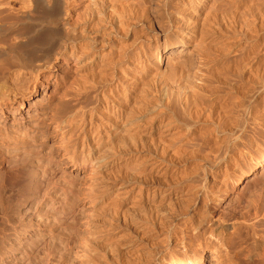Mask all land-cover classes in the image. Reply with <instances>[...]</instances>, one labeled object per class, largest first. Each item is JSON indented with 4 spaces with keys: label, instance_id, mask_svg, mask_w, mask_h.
<instances>
[{
    "label": "rangeland",
    "instance_id": "374dc122",
    "mask_svg": "<svg viewBox=\"0 0 264 264\" xmlns=\"http://www.w3.org/2000/svg\"><path fill=\"white\" fill-rule=\"evenodd\" d=\"M6 1L8 0H0V3ZM99 1H101V3H99ZM169 1L170 0H168L167 2L172 4H168L171 8L169 7V9L167 6V13L171 11L170 13H168V15H171V13H173L172 15H174L176 12V10L174 9L175 6L172 0L170 2ZM211 1L184 0L185 5L188 3L185 8L187 10V13L184 12L187 15L183 14L184 16L181 17L179 25H173L171 29L172 32L170 33V39L173 43H175L177 42L178 38L180 37L179 35L181 34L186 36L188 40L194 41L198 44L202 39V41L207 43L215 42L216 39H218V37L220 36L223 39L221 40L225 41L228 49H230V60L233 61L241 55L243 50H245L247 44L244 42V39L236 44L235 42L237 41H235L236 39L234 38L230 30L235 21V14L243 15L249 7V0ZM56 2V5L59 4V9L54 7H39L36 12L32 13V19L40 22L42 26H45L46 28L48 27V24L46 22L47 20H53L52 22L55 23L58 21L57 23L59 25L55 26L56 28L55 30H53L56 34L53 32L54 35L53 37H51L53 39H50L51 41L48 38L42 39L43 41L41 40L42 43L46 42V44L44 45V52L49 55L44 56V54L39 53V57L36 61L37 65L39 63L41 64L52 59L51 66L47 69L42 70L38 79L31 83L27 92H25L24 95H21L16 101L6 100V102H0V264H86L87 259L85 256L87 255L88 251V246L86 245H88V239L94 236L91 234L92 231L95 232L94 228H97L96 232H101L98 230L102 229L106 233L107 230L111 229V224L116 222L115 219H113V217L116 218V210L118 211V213H128L129 211L128 207H130V203L125 204V201L122 198L116 196L117 187L121 183H123L124 181H130V184L146 183L148 185V190L142 196V201H147L148 203H150L146 204V208L144 211H142L143 209L139 210V214L137 212H130V214H138L136 215L138 217L144 216L150 218L152 216V212H150L151 209L154 206H157V203H159L162 199L160 188L157 185V180L159 182L160 179H164L163 177H166V175L175 176L181 173H185V170L186 173H189L190 171L196 172L201 167L203 157L207 156L212 160L215 157L212 151H210L209 149L213 145H211V139L209 137H204V140L203 137L199 136L198 133L192 134L191 132L184 130V135L183 132L179 135L180 137L177 135V137H179L177 138L179 142L175 139L176 137H172V139L169 137L167 139H163L162 141V139H160L161 137H158V134L153 135L152 133L148 137L149 139H143L140 136H136V138L134 137L135 140L134 138L132 139L128 137L122 139L124 140L123 142H121V140L120 142L115 141L114 143L113 141H111L112 139H110L109 136L107 137L109 133L107 131L105 132L104 127L101 126L103 122L106 123V117H104L103 115L106 116L107 113L106 106L104 105L105 103L100 102V99L103 98L104 94H106V96L109 95L108 97H110L111 95V97L114 98L117 96L118 98H115V100L118 101V103L119 101H121L119 104L122 103L123 105L125 102L124 106H127L129 104L128 101L130 99V96L132 98H139L141 101H144L143 103L141 102L140 105V101L138 103V101L136 100L138 107H141H139V109L140 111L142 110V112H144L143 110L146 107L149 108L159 104L158 106H156L157 108L154 113H148L147 115L139 114L140 116H143L142 118L147 117L146 121H150V118L152 119V117H159V119L162 121V117L164 115L165 117H163V120L168 119L166 118L168 116L169 118H171L172 114L176 112L177 115L179 113V117H177V115L175 114L178 119L180 117L186 119L185 115L187 112H189L187 113V115H189L188 119L189 117H191L192 113L193 119L196 116L194 113L196 109L193 108V110L190 106H188L185 102V95H181L178 91L179 88L183 86L182 84H184L183 79L188 75L187 73L192 71L189 70L190 68L193 69V67H190V65L182 67L184 68L185 72H181L180 74H183L177 76L179 78H171L170 82L174 88V93L172 92L174 95V99L172 98V94V96L170 95L169 97V94L167 95L166 90L163 89L165 87H162L163 83L161 84L162 81L158 78L159 76L155 74L157 77L154 78L155 76L153 74L154 71L156 72L157 70L156 63L158 61L157 59L159 58L158 53L160 52L161 54V52H165L163 47L165 45V34H167L166 32L168 30V28H165L168 27V25L164 26L161 22H159V18L155 11V0L154 2L153 0H113V3H109L108 0H56ZM111 4L114 5L115 8H112ZM137 4H139V6ZM14 5L15 8L19 6L18 2H14ZM28 5L30 6L31 4ZM98 5L100 6V8H102V10H104L105 16H98L96 18L97 20L95 19L94 23H92L93 27H91L95 30L93 29L92 31V29L90 28L91 31L89 30L90 32H87L88 34H85L84 37L79 36V34L83 31L82 25L84 20L86 21L87 17L93 14L92 12H94L96 7V9H98ZM172 5L174 8L172 7ZM196 6L199 9L202 8V12L199 15L197 14L199 9ZM208 6H211V11L215 12L213 13V15H210L211 11L209 10ZM135 8L137 11L134 10ZM0 9H2V7ZM3 9H5V7ZM30 9L31 7H29V10ZM173 9L175 12L173 11ZM207 9L209 10V12H207ZM207 13L210 17L205 16L207 15ZM106 14L108 15L106 16ZM231 14L233 15V17ZM109 15H111L110 17H112L113 19L110 18ZM197 15L201 21H205L206 23H208L207 26L206 23H204L206 26L204 27L206 29H203L204 31L202 35L201 33L196 32L195 27L192 28L194 24L191 26L192 23H195L196 19H194V17ZM130 16L132 18H130ZM99 17H101L100 20L98 19ZM216 17L219 19H217ZM243 17L244 16L240 17V22L244 25V20L246 19H243ZM119 20L123 26L119 24ZM242 24L241 26H243ZM22 28L24 29V26H21V28L19 29L18 27H14L13 30L10 31L12 33V39L10 38V40L13 44L16 43V40L14 39L15 31H19ZM110 30L112 31L110 39L113 38V40L111 39V44L109 43L107 46H105L104 49L106 50H100V52H98V55L106 56L108 54V56H112L116 55L117 53L123 54L125 58L123 57V62H121L120 65L121 67L118 66L115 68V70L117 68L120 70L117 69L115 71L113 69L111 72L108 70L109 72L106 71L103 74L95 73L93 76H86V67L88 66L86 64L89 62L88 60L91 61L92 59H90V57L87 58V54L91 52V50H88L87 47L91 44V42L93 41L92 38H94L98 32L110 33ZM115 31L117 34L115 33ZM10 32L9 34H11ZM222 32L224 34H222ZM76 34L81 37V40L80 38L78 40V36ZM75 35L77 37H74ZM89 37L92 39V41L89 39ZM64 40L66 42H64ZM77 42L79 43V48L85 46L83 47L84 50L79 49L81 50V54L83 57H81V61L79 62L82 64L81 66L80 64L75 62L71 63V61H68L65 58V54L72 51V46L76 45ZM110 47L112 48V50ZM121 47H123L124 49ZM169 48L170 46L167 47L164 55H168L171 52L169 51ZM18 49L21 50L22 47L21 49L20 47ZM121 50L124 51L122 52ZM83 51L89 52H85V54L87 53L85 55ZM108 52L113 54L109 55ZM262 52L263 57H261L259 60V62L261 63L264 61V51ZM3 61L5 63H3ZM14 61L16 62L17 60ZM15 62L13 63L12 60V63H10L7 60L5 61L1 59L0 71L2 70V74H4L7 69L8 70L6 73L17 69L15 67L19 66V62ZM76 65H78V69L76 68ZM7 66L10 68H8ZM12 66L14 67V69H12ZM187 67L189 70L185 69ZM4 69L6 70L4 71ZM83 74H85L86 78ZM96 74L100 76L95 77ZM257 74L255 75V77L257 76V78L254 77L251 79H254V81L250 80L241 88L242 90H244V92H248L249 95L255 94V86H257V84H261L262 80L264 81V71L261 70L257 72ZM87 77H90V79L95 78V80L93 79V83H89L88 85V82L92 81H90V79H88ZM96 78L98 79V81L100 78L101 82H103L104 80L106 81V79L107 81L106 83L100 84V86L98 85L99 83ZM117 79L119 82L117 81ZM149 79L151 80L149 81ZM158 79L160 80L159 83L157 81ZM86 80L87 84H85ZM84 81L85 83H83ZM95 81L97 84L95 83ZM133 81L134 85H136L135 95L137 96H132L131 91L129 92V88L133 86V84H131L133 83ZM145 81L148 82L146 83ZM128 83H130L131 85ZM254 83L256 85H254L253 87L252 85ZM92 84H94L95 86H93ZM248 85L253 87L252 91L248 90V88H250L248 87ZM86 86L87 90L90 89L88 91H90L91 93L90 101H92L91 104L93 106L90 103H84L85 98L83 97V92L86 91ZM92 86L94 88H91ZM102 86H106V91L104 90V88H102ZM95 88H98L99 90ZM143 89H145L144 92ZM110 90L112 93H110ZM249 92L254 93L250 94ZM176 93H179L178 96H176ZM261 95L256 97V101L259 100L257 101V103H260L261 106H263L264 94ZM99 97L101 98L99 99ZM96 98L97 100L99 99L98 102ZM174 101L176 103H174ZM77 104H80V107L77 109V112L79 113V116H77L79 118H76H78V120L72 117V115L75 113L74 111H76L72 109L74 105ZM144 105H146V107H144ZM173 105H177L176 108L175 106L173 107ZM82 107H84V109ZM184 108L187 109L186 113H184ZM238 109L235 110V115L233 113L230 114V119H232L233 122L235 118L236 122H239L243 117V112H239L241 109ZM97 111L99 113H97V116H95ZM161 111L164 115H162ZM232 112L234 111L232 110ZM182 113H184L185 115H183ZM239 114L240 117H238ZM165 122L167 121L165 120ZM97 124L99 125V128L98 126H96ZM249 132L253 133L251 129H249ZM100 133L101 135H99ZM147 133L149 134V132ZM254 133L256 134V136H259L257 138L259 139L260 144L257 148L250 150L252 151L249 152L250 155L247 154L248 152H246L244 153L242 159L240 158L241 160H239L238 166L235 167L236 173L232 176L229 182L230 185L228 186V195L223 198L220 206L215 210L212 221H210L201 231V235H205L206 238L210 239L213 235H226L228 231L232 233L235 228L234 225H237L239 222H243V216H254L257 203L260 202V205H264V129L259 128V131L258 129H256L254 130ZM95 135L97 136V138ZM106 137L110 140H108ZM158 139L160 140V143L158 142ZM169 139L170 142L168 143ZM173 139H175L176 141H171ZM208 139L210 140L208 141ZM156 143L158 145H156ZM110 144L112 147H114V151L110 147ZM116 144L118 146H115ZM206 144H209V148ZM168 145L170 146V148ZM133 148L135 149L133 150ZM184 148L185 150H183ZM107 149L112 150L113 152L107 151L108 154L106 155L105 151ZM203 149L205 150L203 151ZM100 151L103 153L105 152L104 156H100L102 159L98 157L99 155H103ZM191 152L194 154H192ZM97 154L98 156H96ZM96 157H98V159H96ZM199 157H201V159ZM98 164L99 166H97ZM155 164L157 167H155ZM198 165L200 166L198 167ZM102 191L107 192L103 193ZM154 192L156 193V195ZM176 193L178 194L179 192L174 191L171 195H175ZM100 194L103 195L101 196ZM259 197L261 198L259 201L252 202L254 199L255 201L258 200ZM132 200H134V197H131L129 199V202H131ZM178 202L181 203L180 200ZM178 202L176 200L174 204L178 205ZM147 206L149 208H147ZM117 207L120 211L117 209ZM148 213L149 215L147 216ZM105 219L109 220V222L106 220L105 223ZM110 219H113L112 222ZM97 222H102L103 224H97ZM155 222L156 221H154V219H149V224L147 226L148 228L142 227L143 229L140 228L138 230L140 232L138 233H134L133 228H131L132 230H128L131 231L132 234L128 230L120 229V233H118L119 231L117 230L114 235L116 234L115 236L117 237L125 236L126 238H134V234H138V236L142 238L141 235L143 236L145 232H147L145 235L147 237V240H149L151 243L153 241L157 242L159 240L161 242L162 240H164V231L161 229V232H159L160 229L159 227H157L158 223L156 222L157 224H155ZM253 222L256 223L255 229L258 231V233H260L261 236H263L264 242V219L259 218ZM104 231H102L101 233L105 234ZM150 239H152L153 241H151ZM143 242V245L147 244L145 241ZM210 244H208L205 251V264H221L220 260H209L212 259V257L210 256L213 253L215 254V248L212 244L210 246ZM147 248H149V245H147ZM193 248L200 249L198 245L189 246V254H192L194 250ZM186 251V249H181L179 253L184 254ZM128 253L129 255L125 253V255H123L122 257L124 262L126 260L130 261L131 259H129V257L132 258L131 256H133V254L136 255L135 253H137V251L136 249H134ZM172 255V251L165 252L159 258V261H157L159 262L158 264H172ZM216 257H221V254H218V256ZM134 258L135 257L133 256L132 259ZM134 260L138 262L136 258ZM131 261L134 262L133 260ZM143 261H139L138 263L146 264L145 261ZM150 263L151 262H148L147 264Z\"/></svg>",
    "mask_w": 264,
    "mask_h": 264
},
{
    "label": "bare ground",
    "instance_id": "6f19581e",
    "mask_svg": "<svg viewBox=\"0 0 264 264\" xmlns=\"http://www.w3.org/2000/svg\"><path fill=\"white\" fill-rule=\"evenodd\" d=\"M1 1H3V0H1ZM115 1H117V0H115ZM167 1L168 0H155V2H156L155 3V8H156L155 11H156V14L159 18V22H161L162 25H164V26L168 25V27H165V28H168V30L166 29L167 34H165V41H164L165 45H164L163 49L166 52L167 47L170 46L169 51H171V52L168 55H164L165 52L164 53L161 52V54H160V52L158 53L159 58L157 59L158 61L156 63V68H157L156 72L157 73L153 70L154 71L153 75L155 76L154 78L157 77L156 75L159 76L158 78L162 81L161 84L163 83L162 87H165L163 89L166 90L167 95L169 94L168 96L170 97V95L171 94L173 95V93H174V88L170 82L171 78L172 79H173V77L179 78L177 76L182 75L185 72L184 68H182V67H186L187 65H190V67H193L194 71L190 67H189L190 70L188 69V67L185 68L189 71L192 70L191 71L192 73L189 71H186L189 73H187L188 75L186 74L187 76L183 79L184 84H182L183 86L180 87L178 91L181 95H183V94L185 95L184 97H185L186 104L188 106H190L192 109L193 108L196 109L194 112L196 116L193 119V116H192L193 113H192L191 117H189V119H188L189 115H187V113H189V112L186 113L187 109L184 108L185 109L184 113H186V115L184 113H182V114L186 116V119H183L181 117L180 118L182 120L180 118L178 119L177 117H179L178 116L179 113L177 115L176 114L177 112L176 113L173 112L174 114H172L171 118H169V116L167 115L168 117H166V118H168V119H165L167 121V122H165V120H163V117H165V115L161 111L162 115H164L162 117V121L159 119V117L158 118L152 117V119L150 118V121H146L147 117L142 118L143 116H140L139 114H146L147 115L148 113L149 114L154 113L156 108H157L156 106L159 105L158 103H157L158 105L153 106V107H149V108L146 107L147 104L144 105V107H146V108H144V110H143L144 112H142V110L140 111V109H139L140 106L138 107L137 101H138V103L140 101V105H141V102L143 103L144 101L143 100L141 101L139 98H138L139 99L138 100L136 97H135L136 98L135 99L134 97L132 98L130 96L129 97L130 99L128 101L129 104L127 106H124L125 105L124 101H123L124 102V105H123L122 103L119 104L121 101H119V103H118V101L115 100V98L116 99L118 98L117 96L115 98L111 97V95H110V97H108L109 95L106 96V94L103 93L104 94L103 98L99 97V99L101 98L100 99L101 103H105L104 105L106 106L107 113H106V116L103 115L104 117H106L105 118L106 123H104L103 121H102L103 124L101 122L100 123L102 124L101 126L104 127L105 132L107 131L109 133V135H107V133H106L107 137L109 136V138L112 139L111 141H113L114 143H115V141L120 142L122 139L128 138V137L133 139L134 137L136 138V136H140L143 139H149L148 137L152 133H153V135L158 134V137H161L160 139H162V141H163V139H167L169 137L171 139H172V137L173 138L176 137L175 139L177 140V138L180 137L179 135L182 132L184 135V133H185L184 130L191 132L192 134L198 133L199 136L203 137V139H204V137H206V138L209 137L211 139V145L213 144L212 147L209 148V146H208L209 144L208 145L206 144V145L208 146L210 151H212V153L214 154L215 157L213 160L209 159L207 156L203 157V159H202L203 162L201 163V167H200V169L198 168L199 170H197L196 172L190 171L189 173H186V170H185V173H181V174H178L175 176H167L166 175V177H163L164 179H160L159 182L157 180V185L160 188V191H161L160 194H161L162 199L160 200L159 203H157L158 204L157 206H154V207L151 206L153 208L150 211V212H152L151 213L152 216L150 218L144 217V216H141V217L136 216L140 213L139 210L143 209L142 211H144L146 208V204L150 203V202L148 203L147 201L146 202L142 201V196L148 190L147 189L148 185L146 183L145 184H141V183L140 184H130V181L129 182L124 181L123 183H121L117 187L116 196L119 198H122L125 201V204L130 203V207H128L129 211H128V213H123V212L118 213V211L116 209H114V210H116V213H115L116 218L113 217V219H115L116 222H114L113 224L109 223V224H111V229L107 230L106 233L102 229L98 230L101 232L104 231L105 234H103L101 232H96L97 228L96 229L94 228L95 232L92 231V233H91L94 236L90 237V238L88 237L89 238L88 239V245H86V246H88L87 247L88 248L87 255L85 256L87 259L86 264H143V263H138L139 261L142 262L143 260L145 261L146 264L148 262H151L150 264H158L159 262H157V261H159V258L167 251L173 252V255L171 256L172 264H205V262H206L205 251H206L208 244H210V243L215 248V254L213 253L210 256V257H212V259H209L211 261L220 260L221 264H264L263 236H261L260 233H258V231L255 229L256 223L253 222L259 218L264 219V214H263L264 213V205H260L259 204L260 202L257 203V205H256V212H255L254 216L253 217H250V215L249 216H243V222H239L237 225H234L235 228H234L232 233L228 231L226 233V235H224V234H220L218 236L213 235L210 239L206 238L205 235H201V231L205 228V226L210 221H212L215 210L220 206L223 198L228 195V186L230 185L229 182H230V179L232 178V176L236 173L235 167L238 166L239 160L242 159V157L244 156V153L248 152L247 154H249V152H252L250 150L257 148L260 144L259 139L257 138L259 136H256V134L254 133V130L258 129V131H259V128L264 129V105L261 106L260 103H257V101H259V100L256 101V97L261 95V94H264V81L259 80V81H261V84H257V86H255L256 89L254 88L255 89L254 91H256V92H255V94H252V95H249L248 92L247 93L244 92V90H242L241 88L243 85H245V83L249 82L252 78H254L255 75L257 74V72H259L261 70L264 71L263 59H262V61H263L262 63L259 62L260 58L263 57L262 51H264V0H249V2H248L249 7L245 11V13L243 12L244 13L243 15H240V14L236 15L235 14V16H236V17L234 16L235 21H234V24L230 30L232 35L236 39L235 41H237V42H235V41L234 42L237 44L239 41H242L244 39V42L247 44V46H246V48L244 47L245 50H243L241 55L237 59H234L233 61L230 60L231 59L230 53H229L230 49H228V46L225 44V41H222L223 39L220 36L218 37V39H216L215 42L207 43V42L202 41L203 40L202 39L201 42L197 44L194 41L188 40L186 36L180 34L179 35L180 37L178 38L177 42L173 43L170 39V33L172 32L171 29H172L173 25H179V23L181 21V17L184 16L183 14L187 13L186 12L187 10L185 8H186V5L188 3L185 5L184 0H172L175 8L173 7V5H172V7L176 10V12L173 9L175 14L172 15L173 13H171V15L170 14L168 15V13H170L171 11L167 13V11H168L167 6H168V8L170 7L168 5L170 3H168ZM208 1H211V0H208ZM14 2H18L19 6L17 8L14 7L15 6ZM108 2L113 3V0H110V1L108 0ZM153 2H154V0H153ZM56 3H57L56 0H8L6 2L0 3V8L2 7V9H0V61H1V59H3L5 61L7 60L10 63H12V60H13V63L15 62L14 60H17L19 62V66L14 65V66H16L15 68H17L14 71H9L8 73H6L8 69L7 70L4 69V71L6 70V72L4 74H2V70L0 71V73H1L0 74V102H2V101L6 102V100H15L16 101L21 95H24L25 92H27L31 83H33L35 80L38 79L41 71L44 69H47L48 67L51 66L52 59H50L46 62H43L41 64L39 63L37 65H36V61H37V58L39 57L38 56L39 53L44 54V56L49 55V54H46L44 52L45 51L44 45L46 44V42L42 43V41H43L42 39H45V38H48L49 40L53 39L51 37H53V35L55 33V31H53L56 28L55 26L59 25L57 23L58 21L56 20L57 22L55 23V22H52L53 20H47L46 22L48 24L47 25L48 27L46 28L45 26H42V24L40 22L36 21L35 19H32V13L36 12L39 7H41V8L42 7L58 8L59 4L56 5ZM96 3H98V2H96ZM99 3H101V1H99ZM28 4H31V5L29 6ZM137 5L139 6V4H137ZM4 7H5V9H3ZM29 7H31L30 10H29ZM96 8H95L94 12L91 11L93 14H91L89 17H87V19L85 18L86 21L84 20L83 25H82L83 31H82V33L79 34V36L84 37L85 34H88L87 32L91 31V29L93 31L94 28H92L93 27L92 23H94L95 19L98 16L102 17L105 14L104 10H102V8H100L99 5H98V9H96ZM112 8H115V6L112 5ZM210 8H211V6L209 7V10L211 11ZM134 10H136V8ZM209 10L207 12H209ZM188 11H190V10H188ZM125 12H127V11H125ZM125 12H123V13H125ZM151 12H153V11H151ZM184 12H186V13H184ZM201 12H202V8L198 10L197 14L199 15V14H201ZM231 12H233V11H231ZM213 13H215V12L211 11L210 15H213ZM108 14H106V16ZM114 14H115V12H114ZM132 14H134V13H132ZM241 14H242V12H241ZM61 15H59V16H61ZM111 15H109V17ZM198 15L194 17V19H196V20H195V23L191 24V26L194 24L192 26V28L195 27L196 32L201 33V35H202L203 31H204L203 29L207 26L208 23H206L205 21H201L198 18ZM215 15H217V14H215ZM131 16H130V18H132ZM205 16H209L208 13ZM242 16H244L243 19L244 18L246 19V20H244L245 21L244 25L240 22V19H241L240 17H242ZM101 17H99L98 19L100 20ZM232 17H233V15H232ZM55 18H58V17H55ZM110 18H112V17H110ZM217 19H219V18H217ZM157 20H155V21H157ZM137 21H138V19H137ZM131 23H130V25H131ZM204 23H206V26ZM240 23L243 26H241ZM119 24H121L120 20H119ZM119 24H118V26H119ZM51 25H54V26H51ZM21 26H24L25 30L23 28H22L23 30L20 29L19 31H17L15 29L17 32L14 30L15 34L14 33L13 34H14V39L16 40V43L13 44L12 41L10 40L11 35H12V33L10 31L13 30L14 27H16V28L18 27V29H19V28H21ZM125 27H126V25H125ZM175 27H177V26H175ZM113 29H114V27H113ZM154 29H156V28H154ZM111 30H110L111 34L108 32H104V31H102L104 33L98 32L96 34V36L94 38H92L93 41L89 37V39L92 42L89 45L90 47L87 44V46H88L87 49L88 50L90 49L91 52L88 54L86 53V54H87V58L90 57V59L91 58L92 59H91V61L88 60L89 61V62L87 61L88 63L86 62L87 63L86 65H88L86 67V73H87L86 76H88V75L93 76L95 73L103 74L104 72H106L108 70L111 72L113 69L115 70L116 67H118V66L121 67L120 65H121V62H123V57H124L123 54L117 53L116 55H112V56H108V54L106 56L98 55V52H100V50L103 51L105 46H107L110 43V40L111 39L113 40V38L110 39V37L112 35ZM9 32L11 34H9ZM115 33H116V31H115ZM222 34H224V33L222 32ZM76 35L74 37L78 36V35L77 36ZM79 36H78V40H79V38L81 40V37H79ZM63 37H65V36H63ZM86 37H85V40H86ZM82 40H83V38H82ZM44 41H46V40H44ZM64 42H66V41L64 40ZM77 43H76V45L72 46V51L65 54V58H66V60L71 61V63L75 62V63L80 64V66H81L82 64L79 63L81 61V57H82L81 50L85 46L79 48V43L78 44ZM246 44H243V45H246ZM113 45H114V42H113ZM109 46H111V45H109ZM19 47H20V49L22 47L23 50L22 49L19 50L18 49ZM119 48H118V50H119ZM121 48H123V47H121ZM79 49H81V50H79ZM104 50H106V49H104ZM111 50H112V48H111ZM85 52H89V51H85ZM85 52H84V54H85ZM108 53H109V55L113 54L110 52H108ZM17 61L15 63H17ZM131 61H133V60H131ZM127 62H128V60H127ZM3 63H5V62L3 61ZM0 65H1V63H0ZM8 65H9V63H8ZM8 68H10V67H8ZM76 68L78 69V65H76ZM0 69H1V67H0ZM12 69H14V67ZM82 69H83V67H82ZM118 70H120V69H118ZM123 70H125V69H123ZM181 72H183V73L180 74ZM85 74H83L84 77H85ZM98 74H96L95 77H99L100 75H98ZM116 76H117V74H116ZM110 77H112V76H110ZM100 78H99L100 82L96 78L98 83H99L98 85H100L102 83H106L107 79H106V81L104 80L105 82L104 81L101 82ZM255 78H257V76ZM88 79H90V77ZM91 79H90V81H92V82H88V85H89V83H93V79L95 80V78H93L92 80ZM159 79L157 80L158 83L160 81ZM87 80H86V83H85V81L83 83L87 84ZM150 80L151 79H149V81ZM117 81H118V79H117ZM251 81H254V79ZM121 82H122V80H121ZM130 82H132V81H130ZM95 83H96V81H95ZM139 83H141V82H139ZM94 84H92V85L95 86ZM108 84H109V82H108ZM128 84H130V83H128ZM131 84H133V86H131V88H129V86H128V88L130 89V90L129 89L128 90H129V92L131 91L132 96H133L136 94V85H134V81ZM151 84H153V83H151ZM117 85H116V87H117ZM254 85H256V84L254 83L252 86L254 87ZM93 86L91 88H94ZM103 86H104V84H103ZM103 86H102V88H104V90H105L106 86L105 87H103ZM179 86H177V87H179ZM252 86L248 85V87L252 88V89L248 88V90L252 91L253 90ZM86 88H87V86L85 87V89ZM88 88H90V87H88ZM98 88H95V89L99 90ZM114 89H116V88H114ZM118 89H120V88H118ZM240 89H241V91H240ZM246 89H247V87H246ZM88 90H90V89H88ZM88 90L86 89V91H85L86 93L83 92L84 93L83 97L85 98L84 103H86V104L90 103L91 104V102H92V101H90V94L91 93ZM91 90H93V89H91ZM128 90H126V91H128ZM144 90L145 89H143V92H144ZM248 90H245V91H248ZM168 92H170V93H168ZM110 93H112L111 90H110ZM249 93L251 94L254 92H249ZM178 94L176 96H178ZM135 96H137V95H135ZM173 97H174V95L172 96V98ZM263 98H264V96H263ZM96 100H97V98H96ZM98 100H97V102H98ZM174 103H176V102L174 101ZM174 106L175 105H173V107ZM176 106H175V108H176ZM79 107H80V104L74 105L72 110H76V111H74L75 113L72 115L73 118H76L79 116L78 115L79 113L77 112V109ZM97 107H98V105H97ZM82 108L84 109V107H82ZM238 108H240L242 111ZM236 109L240 110L239 112H243V117L241 120L239 119L240 120L239 122H236L235 117H234L235 118L234 122L232 121V119H230V114H232V113L234 114ZM232 110L234 112H232ZM191 112H190V114H191ZM239 112H237V113H239ZM97 113H99V112L97 111L95 116H97ZM175 114L177 115V117ZM183 115H182V117H183ZM238 117H240V114ZM78 118H76V120H78ZM99 118H100V116H99ZM96 126H98V128H99L98 124ZM249 129H251V131H253V133L252 132L250 133ZM147 132H149V134ZM84 134H86V133H84ZM99 135H101V133ZM99 135H98V137H99ZM177 135L179 137H177ZM88 138H86V139H88ZM96 138H97V136H96ZM135 138H134V140H135ZM110 139H108V140H110ZM143 139H142V141H143ZM175 139H173L171 141H174ZM210 139H208V141ZM125 140H127V139H125ZM123 141L124 140H122L121 142H123ZM159 141L160 140L158 139V142ZM166 142H167V140H166ZM169 142H170V139H169L168 143ZM185 142H183V143H185ZM90 145H92V144H90ZM156 145H158V144L156 143ZM115 146H118V145L116 144ZM110 147L114 151V147H112L111 144H110ZM120 147H118V148H120ZM106 148H104V149H106ZM127 148H129V147H127ZM135 148H133V150ZM169 148H170V146H169ZM165 149H166V147H165ZM205 149H203V151ZM179 150H181V149H179ZM183 150H185V148ZM107 151L109 152L112 150L107 149L105 151L106 153L104 152L106 155L108 154ZM136 152H138V151H136ZM101 153L103 155H99V156H98V154L96 155L100 159H102L100 156H104V153L103 152H101ZM192 154H194V153H192ZM207 155H209V154H207ZM196 156H197V153H196ZM98 157H96V159H98ZM192 157H194V156H192ZM199 158L201 159V157H199ZM152 159H154V158H152ZM157 162H159V161H157ZM161 163H162V161H161ZM97 166H99V164ZM199 166L200 165H198V167ZM155 167H157L156 164H155ZM120 172H121V170H120ZM130 172H132V171H130ZM130 172H127V173H130ZM165 178H166V180H165ZM161 180H162V182H161ZM152 181H153V179H152ZM149 191H148V193H149ZM174 191L179 192V193L178 194L176 193L177 195L176 194L171 195L172 192H174ZM105 192H107V191H105ZM105 192H103V193H105ZM155 195H156V193H155ZM131 197L132 198L134 197V200L129 202V199ZM192 198H194V199H192ZM178 199L180 200L181 203L178 202L179 201ZM260 199L261 198L259 197L258 200L255 201V199H254L252 202H257ZM176 200H177L179 206L177 204H176L177 206L174 204V202ZM155 205H156V202H155ZM148 206H150V205H148ZM148 206H147V208H149ZM118 207H117V209H118ZM109 211H111V210H109ZM130 212H133V213L139 212V213L136 215L135 214L131 215ZM107 213H108V211H107ZM109 214H112V213H109ZM148 215H149V213L147 214V216ZM108 217H110V216H108ZM151 218L154 219V221H156L158 223L157 227H159V229H160L159 232H161V229L164 231V233H163L164 234L163 235L164 240H162L161 242H160V240L157 242H154L152 239H150L151 241H153L151 243L149 240H147V237L145 235L147 232H145V234L143 232L144 235L143 236L141 235L142 238H140L138 236V234L137 235L134 234V233L140 232V231H138L140 228H142V227L146 228L149 224V219H151ZM106 220L107 219H105V223H106ZM112 220H111V222H112ZM107 221L109 222V220H107ZM102 222H97V224L98 223L101 224ZM156 222H155V224H157ZM96 227H99V226H96ZM131 228H133V230H134V233H133L135 235V236L133 235L134 238H129V237L126 238L125 236L124 237L123 236L117 237V236H115L116 234L114 235V233L117 230L118 231L120 229L121 230H128ZM107 229H109V228H107ZM145 230H143V231H145ZM129 232L132 234L131 231H129ZM118 233H120V231ZM130 233H129V235H130ZM129 235H127V236H129ZM91 238H92V240H91ZM156 240H158V239H156ZM143 241H145L147 244L143 245V243H144ZM211 244H210V246H211ZM147 245H149V248H147ZM193 245H198V247L200 249H198V248L194 249L193 248L194 250H193L192 254H189L188 247L193 246ZM134 249H136L137 253H135L136 255L133 254V256L136 258V260L138 262H136L134 260L135 258L132 259L133 256H131L132 258L129 257V259L133 260L134 262H132L131 260L128 261L125 258L124 259L126 261L124 262L122 259L123 255H125V253H127L129 255L128 252H131ZM181 249H186L187 251L184 254H181V253H179ZM218 254H221V257H216V256H218ZM126 257H128V256H126ZM43 264H46V263H43Z\"/></svg>",
    "mask_w": 264,
    "mask_h": 264
}]
</instances>
